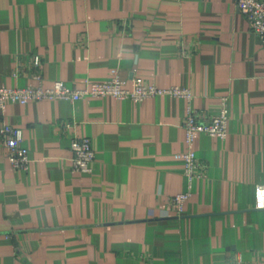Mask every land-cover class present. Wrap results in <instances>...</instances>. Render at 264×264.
Returning <instances> with one entry per match:
<instances>
[{
  "label": "crops",
  "instance_id": "obj_1",
  "mask_svg": "<svg viewBox=\"0 0 264 264\" xmlns=\"http://www.w3.org/2000/svg\"><path fill=\"white\" fill-rule=\"evenodd\" d=\"M116 75L191 98L0 106L30 156L14 168L0 140V264H264V44L237 0H0V88ZM189 106L227 107V136L189 144ZM74 137L96 151L89 172L73 168ZM190 149L205 166L191 187ZM188 190L180 213L170 200Z\"/></svg>",
  "mask_w": 264,
  "mask_h": 264
},
{
  "label": "built area",
  "instance_id": "obj_2",
  "mask_svg": "<svg viewBox=\"0 0 264 264\" xmlns=\"http://www.w3.org/2000/svg\"><path fill=\"white\" fill-rule=\"evenodd\" d=\"M237 5L250 24L251 30L264 44V0H237ZM35 65H40L41 58L35 56ZM172 93L177 96L191 98L189 89L171 87L168 89L147 85L139 77L134 78L132 88L125 86L121 76H113L102 82H88L84 87H71L64 81L58 80L51 87L28 85L21 88H0V106L4 108L8 102L26 103L30 100L46 98L70 99L72 101L90 96L113 95L118 98H131L142 101L158 93ZM184 128L187 132V141L193 143L195 134L199 131L207 132L212 136L224 138L228 133V109L224 106L218 116H210L202 110L188 107ZM0 140L7 149V156L12 166L16 169L27 170L30 165L28 149L23 145L24 133L22 128L4 124L0 128ZM73 150L72 163L75 171L89 172L96 158V151L89 137H74L71 141ZM185 173L192 186L193 180L201 175L204 164L191 149L184 152ZM191 191L179 193L171 198V203L181 213L185 203L190 199ZM256 207L264 209V183L256 189Z\"/></svg>",
  "mask_w": 264,
  "mask_h": 264
}]
</instances>
